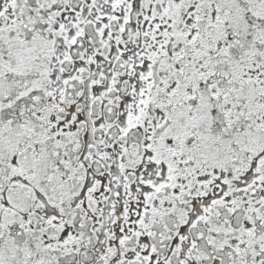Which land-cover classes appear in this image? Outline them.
Here are the masks:
<instances>
[{
  "label": "snow or ice",
  "instance_id": "6c2138e0",
  "mask_svg": "<svg viewBox=\"0 0 264 264\" xmlns=\"http://www.w3.org/2000/svg\"><path fill=\"white\" fill-rule=\"evenodd\" d=\"M0 264H264V0H0Z\"/></svg>",
  "mask_w": 264,
  "mask_h": 264
}]
</instances>
